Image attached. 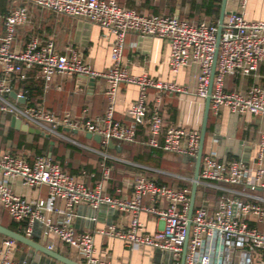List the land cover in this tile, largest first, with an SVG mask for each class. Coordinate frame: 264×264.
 Returning a JSON list of instances; mask_svg holds the SVG:
<instances>
[{
    "label": "built area",
    "instance_id": "2783aa9c",
    "mask_svg": "<svg viewBox=\"0 0 264 264\" xmlns=\"http://www.w3.org/2000/svg\"><path fill=\"white\" fill-rule=\"evenodd\" d=\"M11 2L13 8L8 13L0 12V113L11 115L27 126L49 136H61L60 129L91 133L100 136L105 145L110 141L134 143L138 128L146 127L149 135L146 145L194 161L201 132L182 126L164 128L159 110H151L148 105L149 89L158 93H186V88L176 81L130 74L123 66L129 33L141 38L165 40L170 50L169 65L173 74L198 65L197 97L202 100L211 97L210 112L215 116L226 108L240 116L264 117V88L261 84L252 85L246 92L229 91L226 87L228 77L264 79V73H259V67L264 63V21H249L241 12L226 16L212 82L217 24L192 22L179 16L146 15L123 7L116 0ZM240 3L244 8L247 0H240ZM29 6L89 23L112 34V65L109 70H93L84 62L79 50L60 53L52 41L42 42L38 37H32L23 49H15L16 32L27 24ZM32 69L39 70L45 89L57 75L104 79L107 82L105 113L91 118L85 108L79 116L69 112L56 115L43 104L27 102L24 94L16 92V85L27 81V72ZM122 84L136 86L139 92L128 109L131 125L115 119L117 94ZM12 93L16 94L15 98ZM22 99L25 103H21ZM14 178L22 179L30 187L46 186L48 197L33 201L14 193ZM104 178H109L108 169ZM132 185V197H114L105 191L104 181L89 188L65 172L51 157L35 156L29 162L10 151L0 155V207L24 227L27 238L39 224L47 239L56 236L78 250L85 264H113L96 254L91 233L78 234L72 225L75 206L86 204L94 210L106 206L129 213L128 228L109 225L98 233L123 241L131 250L149 247L168 253L172 256V264H182L191 189L171 188L145 175L135 177ZM199 188L202 193L196 199L191 218L184 264H264V130L260 134L253 172L242 160L222 161L217 153L204 152ZM146 199L150 205L145 204ZM58 200L63 202L64 209L56 207ZM55 212L65 215V218L54 222L52 214ZM142 212L157 216L163 227L147 232L140 220ZM17 245V241L11 238L4 240L0 264H17L13 260ZM48 248L52 249L53 245Z\"/></svg>",
    "mask_w": 264,
    "mask_h": 264
},
{
    "label": "crops",
    "instance_id": "0c3cea01",
    "mask_svg": "<svg viewBox=\"0 0 264 264\" xmlns=\"http://www.w3.org/2000/svg\"><path fill=\"white\" fill-rule=\"evenodd\" d=\"M116 1L124 7L141 13L179 16L192 22L207 21L218 25L220 18V13L216 21L215 17L204 10L205 3H209V0ZM12 8L11 0H0L1 13L6 14ZM226 10L229 14L241 12L249 21H264V0H247L244 8L241 7L240 0H227ZM213 11L214 8L211 12ZM32 37H38L42 42L52 41L60 53H69L71 49L79 50L84 62L93 70L107 71L112 65L111 45L114 36L99 27L87 26V23L29 6L28 22L17 30L14 48L23 49ZM169 60L170 50L165 40L141 38L134 33L127 35L123 66L130 74L146 75L164 81H176L186 88V93H158L154 89L148 90V105L151 110L155 108L159 110L164 121V128L182 126L201 132L206 100L198 98L196 93L200 68L198 65H192L178 74H173ZM259 73H264V63L260 65ZM27 74L28 80L18 83L16 92L24 94L27 102L31 104H43L56 115L69 112L73 116H79L87 108L89 116L96 118L106 111L107 82L102 78H97L92 83L77 76L57 75L48 82L49 88L45 89V82L38 69H32ZM256 83L264 88V79L259 80L253 76L228 77L226 87L229 91L246 92ZM138 93L136 86L126 84L120 86L115 110L117 121L124 125L132 124L128 109L138 97ZM21 103H25V99H22ZM13 118L11 115L0 113V155L10 151L14 155L26 158L29 162H32L35 156L51 157L65 172L89 188H94L97 183L104 181L105 191L114 197H132V184L135 177L139 175L156 178L160 184L171 188H192L193 179L178 177V183L171 185L158 178L157 174L167 175V173L155 167L161 165L167 155H180L146 145L149 138L146 127L138 128L134 143L112 141L114 146L109 147V144H103L102 140L97 142L87 138V133L84 132L73 133V131L60 129L61 136H49L30 126L28 127L37 129L40 133L26 132L12 125ZM208 127L205 152L217 153L222 161L242 160L252 172L254 171L260 134L264 130L263 116H240L223 108L218 116L210 112ZM10 130L13 131L11 136H9ZM162 142L163 136L160 137V143ZM127 145H131V148ZM91 152L99 153L103 156V160L100 162L93 160ZM180 157L183 158L185 164L195 165L193 160ZM106 169L109 170L107 179L104 178ZM12 189L14 193L27 200L34 201L48 197L46 186L30 187L20 178L12 180ZM201 193L199 188L197 200ZM145 204L150 205L148 199L145 200ZM56 207L64 209L63 202L58 200ZM52 218L54 222H60L65 215L55 212ZM93 218L95 220H92ZM129 218V213L119 212L106 206L94 210L86 204H79L75 206L72 225L78 234L91 233L94 236L96 254L113 264H172V256L168 253H162L149 247L131 250L123 241L98 233L109 225L128 228ZM140 220L146 231L150 233L163 227V223L157 216L147 212L140 214ZM0 226L26 237L24 227L12 220L8 212L1 207ZM6 238L0 234V250ZM30 239L47 248L53 245L50 250L75 262L85 264L78 250L61 242L56 236H50L47 239L39 224L34 227ZM13 260L17 264H60L20 243L17 245Z\"/></svg>",
    "mask_w": 264,
    "mask_h": 264
},
{
    "label": "water",
    "instance_id": "95a60500",
    "mask_svg": "<svg viewBox=\"0 0 264 264\" xmlns=\"http://www.w3.org/2000/svg\"><path fill=\"white\" fill-rule=\"evenodd\" d=\"M226 2H227V0L222 1V7H221L220 18H219V23H218L217 48H216V54H215V62H214V66H213L212 82H213V78L215 75V67H216V61H217V55H218V47H219V41L221 38L223 22L225 20V17L229 14V12H227V10H226ZM87 26H92V25L87 23ZM82 78L84 80H89L92 83H94L96 80L94 78H85V77H82ZM212 82H211L210 93H211V89H212ZM11 96L13 98H15L16 94L12 93ZM210 102H211V97L208 96L206 99V106H205V111H204V115H203L199 150H198L197 156L194 160L195 169H194V176H193V180H192V188H191V196H190V209H189V215H188L189 219H188V225H187L188 235H187V238H186L185 244H184L182 264H184V262H185L187 243H188V239H189V230H190V226H191V218H192L195 203H196L199 177H200V169H201L203 154L205 152V144H206V139H207V127H208V122H209V117H210ZM12 125L16 126V128H18V129H21V130L26 131V132H30L33 134H39L40 133L39 130L34 129V128H30L27 125L22 124L20 122V120H16L15 118H13V120H12ZM73 133H77V131H73ZM42 135H45V134L42 133ZM87 138L94 139L97 142H101V137L98 135H92L91 133H87ZM108 144H109V147L114 146V143L112 141H110ZM0 234H2L3 236H5L7 238H11L13 240H16L18 243L31 248L34 252L40 253L43 256L47 257L48 259L59 262L60 264H80L78 262L71 260L70 258H68L66 256H63V255H61V254H59L53 250L48 249L45 246H42L41 244L36 243L35 241H33L30 238H27V237L15 232V231L4 228L2 226H0Z\"/></svg>",
    "mask_w": 264,
    "mask_h": 264
},
{
    "label": "rangeland",
    "instance_id": "374dc122",
    "mask_svg": "<svg viewBox=\"0 0 264 264\" xmlns=\"http://www.w3.org/2000/svg\"><path fill=\"white\" fill-rule=\"evenodd\" d=\"M127 147L131 148V145H127ZM91 157L93 160L99 162L103 160V156L96 152H91ZM194 167V164H185L183 158L180 156L167 155L162 164L155 168L166 172L167 175L157 174V176L167 184L172 185L178 183V177H186L192 180L194 176Z\"/></svg>",
    "mask_w": 264,
    "mask_h": 264
},
{
    "label": "trees",
    "instance_id": "16d2710c",
    "mask_svg": "<svg viewBox=\"0 0 264 264\" xmlns=\"http://www.w3.org/2000/svg\"><path fill=\"white\" fill-rule=\"evenodd\" d=\"M221 1L222 0H209V3H205V7H204V10L207 12V14L209 15H212L213 17L216 18V21L218 20L219 18V13H220V9H221ZM120 4V3H119ZM121 5V4H120ZM122 6V5H121ZM124 7V6H123ZM127 8V7H126ZM212 8H214V11L213 13L211 12L212 11ZM145 14V13H144ZM146 15H154V14H146ZM216 24V23H215ZM210 130V126L208 127V132ZM13 131L10 130L9 132V136H11V133ZM162 156V153L160 155V157ZM212 201H214L213 198H211Z\"/></svg>",
    "mask_w": 264,
    "mask_h": 264
}]
</instances>
